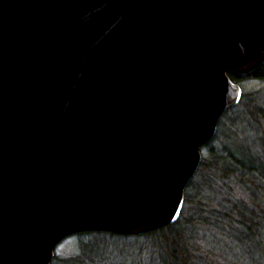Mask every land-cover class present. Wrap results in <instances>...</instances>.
Returning a JSON list of instances; mask_svg holds the SVG:
<instances>
[{"label":"water","instance_id":"1","mask_svg":"<svg viewBox=\"0 0 264 264\" xmlns=\"http://www.w3.org/2000/svg\"><path fill=\"white\" fill-rule=\"evenodd\" d=\"M264 63V0H0V264L174 224Z\"/></svg>","mask_w":264,"mask_h":264},{"label":"trees","instance_id":"2","mask_svg":"<svg viewBox=\"0 0 264 264\" xmlns=\"http://www.w3.org/2000/svg\"><path fill=\"white\" fill-rule=\"evenodd\" d=\"M255 73L257 77L264 79V68L259 67ZM229 77L237 83L243 79L237 73H229ZM245 97H249V94L243 95L242 101L235 109H245L244 112H250L252 118L262 125L264 109L261 105H246ZM233 110L223 116L219 126L230 112H234ZM237 117H240V111ZM236 121H233V127H237ZM238 128L236 133H228L222 151L210 146L219 134L205 146L209 147L210 156L202 159L195 175L202 178L200 185L207 191H210V180L215 182L218 195L223 196L222 202H219V208L222 209L217 207L218 211H215L213 202L204 206L203 197L199 192L189 195L186 190L183 211L177 222L141 236H119L148 242L149 245L143 246L146 253L151 250L147 264H264V152L255 145L252 138H247L246 133L238 132ZM257 138L261 139L259 136ZM195 177L187 189L193 188ZM230 191L236 194H231ZM233 195H239L241 198H233ZM190 204H194V207L193 210L189 209L188 214ZM203 231H209L211 234L214 231L217 235L229 239L230 245L226 240V252L216 253L220 259L216 258L214 248L205 249L208 240L203 239ZM78 235L87 237L81 245L83 253L78 257L59 259L64 264H96L91 255L97 247L90 248V238L112 239L117 236L106 232ZM154 250L158 256H154ZM85 256L89 261H84ZM154 257L157 261H153ZM55 259L57 260V257H54L52 264H55Z\"/></svg>","mask_w":264,"mask_h":264},{"label":"rangeland","instance_id":"3","mask_svg":"<svg viewBox=\"0 0 264 264\" xmlns=\"http://www.w3.org/2000/svg\"><path fill=\"white\" fill-rule=\"evenodd\" d=\"M240 85L243 89V95L249 94V97H245L244 101L246 102V105H256L264 109V80L263 79H249L244 80L241 79ZM243 98V96H242ZM242 101V99H241ZM240 101V102H241ZM239 105V104H238ZM260 109V110H263ZM233 110V109H232ZM245 109L240 108H234V112H230L225 118L224 121H222V125L219 126L216 136L219 134V137L215 139V141L210 145L211 147H214L218 150H223L224 144L227 135L229 132L236 133V129L238 128V132L246 133L247 138H252V141L255 142V145L260 150H263L264 152V122L262 125L258 124L255 119L252 118V114L249 112H244ZM240 111V117L236 118V115ZM246 113V114H245ZM257 113H260L257 111ZM256 114V113H254ZM222 120V119H221ZM236 121L237 127H233V121ZM225 122V123H224ZM220 125V124H219ZM221 127V128H220ZM257 136L261 137V139L258 140ZM257 138V139H256ZM232 139H235V137H232ZM203 158H207L210 156L209 154V147H204L202 150ZM202 178L195 177L194 185L192 189H187V193L189 195H194L196 192L200 193L203 197V203L204 206H206V203L213 202L215 204V207L213 208L215 211H218L219 208V202H222L223 196L218 195V191L215 185V182L213 180L211 181V185L208 187L210 191H207L204 186L200 185ZM231 192V191H230ZM231 194H236L234 192H231ZM238 194V193H237ZM220 196V199H219ZM241 198L239 195H233V198ZM219 199V200H218ZM194 204H190L188 206L187 213L189 214V209H192ZM210 206V205H209ZM218 207V208H217ZM196 208V206H195ZM194 208L195 211H197ZM206 208V207H205ZM204 208V209H205ZM216 208V209H215ZM208 209V208H206ZM212 209V207H211ZM222 209V208H219ZM193 210V209H192ZM226 210V209H225ZM224 210V211H225ZM218 215V212L216 213V216ZM213 234H211L209 231L204 233L202 232V237L205 240H208V244L205 246V249L208 250V248H214L215 255L219 252H226V244L230 245L229 239L224 238L221 235H217L216 232L212 231ZM87 240L86 236L80 237L78 234L73 235L62 241L56 248L55 251V257H57V260L55 259V264H64L59 259H67L69 257H78L83 253L81 245L84 241ZM227 240V242H226ZM91 245V249L94 247V251L91 255L92 258L96 260V264H147L149 260V253L151 254V250L145 251L144 245H149L148 242H144L138 239H135L133 237L131 238H125V237H119L116 236L115 238L109 239V238H103V239H96L90 238L89 240ZM210 242V243H209ZM151 248L154 249L153 245H151ZM229 250V249H228ZM154 256H158L157 253L154 250ZM218 255H216V258ZM152 258V257H151ZM217 259H220L219 257ZM84 261H89V259L86 260V256L84 258ZM153 261H157L156 257L153 258ZM86 264V263H84Z\"/></svg>","mask_w":264,"mask_h":264},{"label":"flooded vegetation","instance_id":"4","mask_svg":"<svg viewBox=\"0 0 264 264\" xmlns=\"http://www.w3.org/2000/svg\"><path fill=\"white\" fill-rule=\"evenodd\" d=\"M259 67H262V68H264V63L262 64V65H260ZM259 67H257L256 69H258ZM256 69H254L252 72H250L249 74H246V75H243L242 77H243V79L244 80H249V79H253V78H255V79H261V78H259V77H257V75H256V73H255V70ZM264 80V79H263Z\"/></svg>","mask_w":264,"mask_h":264}]
</instances>
